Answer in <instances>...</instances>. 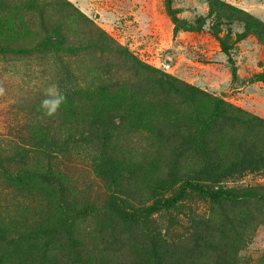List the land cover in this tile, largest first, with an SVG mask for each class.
Returning a JSON list of instances; mask_svg holds the SVG:
<instances>
[{
    "label": "rangeland",
    "instance_id": "1",
    "mask_svg": "<svg viewBox=\"0 0 264 264\" xmlns=\"http://www.w3.org/2000/svg\"><path fill=\"white\" fill-rule=\"evenodd\" d=\"M167 2L0 0V264H264V0ZM55 34L80 49H36ZM52 85L65 101L48 116ZM46 173L101 211L115 193L147 205L161 181L250 195L187 189L130 228L70 218Z\"/></svg>",
    "mask_w": 264,
    "mask_h": 264
},
{
    "label": "trees",
    "instance_id": "2",
    "mask_svg": "<svg viewBox=\"0 0 264 264\" xmlns=\"http://www.w3.org/2000/svg\"><path fill=\"white\" fill-rule=\"evenodd\" d=\"M171 0H168V4H170ZM170 11L171 5H170ZM228 12V11H225ZM229 14L232 17V14L229 12ZM173 20L178 25L179 21L178 19L173 16ZM252 18L250 15L247 16V22H248V28H252L253 24L251 23ZM181 28H185L186 30H197V28L194 24H186L185 26H178ZM176 27V28H178ZM255 27H259V24H255ZM258 29V28H257ZM251 31V30H247ZM258 31V33L262 34L264 33V30H255ZM54 35H51L47 37L44 40V43L39 44L36 46V49L39 50H45L46 48L55 49V52L60 53H74L75 51L79 50L80 48L77 47H63L58 48L57 42L60 39V35L55 34V41H54ZM57 39V40H56ZM221 47L223 50L227 51V46L225 44V41L223 39H220ZM1 49L5 52L11 51L13 53H26L28 49H11V48H4L1 47ZM233 80L238 79L236 74V69L233 71L232 75ZM252 81H259L264 83V72L258 73L253 76ZM221 100H217L215 108L211 114V117L209 119V122H212L216 120L220 115L221 110ZM45 153H48V150L43 149ZM27 172V171H26ZM12 179H20L21 175L18 174L16 176H9ZM40 177L44 179L48 183L56 184L59 190V205L61 209L72 219L78 218L85 215H93L96 218L99 219H105L110 222V224H113V220H117L121 224H123L124 227H132L135 225H140L144 229H148L149 224L151 223V218L154 214H161V213H170L178 204L179 202L185 197L187 189H193L200 195H204L209 197L212 201L220 203L223 200H229V201H242L245 200L250 194H247L245 192L241 194H234L232 192H229L227 190H218L213 191L209 190V188H206L202 183L195 182V181H184L179 185L177 188V191L173 193L172 195H167L165 193V190L167 189V182L161 181L159 182L154 190L153 194L154 197L151 199V201L144 206L141 207H135L130 205V203L127 202L125 198L122 196H118L116 193L112 194L111 197H109L107 204H105V207H103V210H99V208H94L90 206H77L75 205L67 196L66 188L64 187L62 181L55 176L53 173H46L41 174ZM74 227V224L72 221L68 222V226L66 227V232H70V230ZM69 238H72V236H69ZM73 240V238H72ZM74 245V241L72 242Z\"/></svg>",
    "mask_w": 264,
    "mask_h": 264
},
{
    "label": "clouds",
    "instance_id": "3",
    "mask_svg": "<svg viewBox=\"0 0 264 264\" xmlns=\"http://www.w3.org/2000/svg\"><path fill=\"white\" fill-rule=\"evenodd\" d=\"M3 90L0 89V92ZM48 98L44 99L41 103V107L46 111L48 116H52L57 113L61 105L65 101V96L60 92L56 85L50 86L46 90Z\"/></svg>",
    "mask_w": 264,
    "mask_h": 264
},
{
    "label": "water",
    "instance_id": "4",
    "mask_svg": "<svg viewBox=\"0 0 264 264\" xmlns=\"http://www.w3.org/2000/svg\"><path fill=\"white\" fill-rule=\"evenodd\" d=\"M224 94H226V93H224ZM223 93H222V95H224Z\"/></svg>",
    "mask_w": 264,
    "mask_h": 264
}]
</instances>
